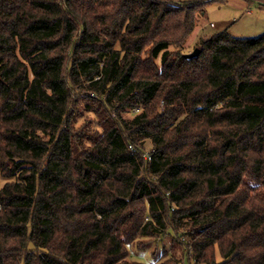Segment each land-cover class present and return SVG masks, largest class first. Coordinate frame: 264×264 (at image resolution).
<instances>
[{"label":"trees","instance_id":"1","mask_svg":"<svg viewBox=\"0 0 264 264\" xmlns=\"http://www.w3.org/2000/svg\"><path fill=\"white\" fill-rule=\"evenodd\" d=\"M211 1L0 0V264H264V34L186 59Z\"/></svg>","mask_w":264,"mask_h":264},{"label":"rangeland","instance_id":"2","mask_svg":"<svg viewBox=\"0 0 264 264\" xmlns=\"http://www.w3.org/2000/svg\"><path fill=\"white\" fill-rule=\"evenodd\" d=\"M181 2H200L208 0H179ZM213 25V26H212ZM227 30L229 35L238 39H252L260 37L264 34V6L258 3L247 5L241 0H229L228 2L211 1L205 4V15L199 18V24L192 36L184 45L185 53L189 54L198 48V39L202 35L212 36L219 32ZM91 116L85 114L79 120L78 126L87 123ZM151 147L147 143L146 152ZM4 180L0 175V188L3 186ZM171 240L166 238L158 247V252L164 251V246L171 247ZM156 248V247H155ZM150 251L138 254L135 259L145 264H150L154 260L153 252ZM220 260V256L217 257ZM185 264H189L188 258Z\"/></svg>","mask_w":264,"mask_h":264},{"label":"water","instance_id":"3","mask_svg":"<svg viewBox=\"0 0 264 264\" xmlns=\"http://www.w3.org/2000/svg\"><path fill=\"white\" fill-rule=\"evenodd\" d=\"M201 50L199 48H196L193 50V52L189 54H185V58L188 60L196 59L199 57Z\"/></svg>","mask_w":264,"mask_h":264},{"label":"built area","instance_id":"4","mask_svg":"<svg viewBox=\"0 0 264 264\" xmlns=\"http://www.w3.org/2000/svg\"><path fill=\"white\" fill-rule=\"evenodd\" d=\"M213 26V25H212Z\"/></svg>","mask_w":264,"mask_h":264}]
</instances>
